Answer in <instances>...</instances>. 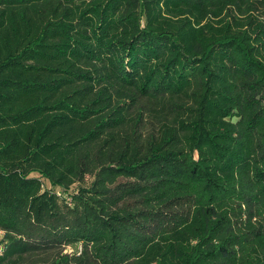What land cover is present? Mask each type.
Segmentation results:
<instances>
[{
  "label": "trees",
  "instance_id": "16d2710c",
  "mask_svg": "<svg viewBox=\"0 0 264 264\" xmlns=\"http://www.w3.org/2000/svg\"><path fill=\"white\" fill-rule=\"evenodd\" d=\"M0 231V264H264V0H0Z\"/></svg>",
  "mask_w": 264,
  "mask_h": 264
},
{
  "label": "built area",
  "instance_id": "2783aa9c",
  "mask_svg": "<svg viewBox=\"0 0 264 264\" xmlns=\"http://www.w3.org/2000/svg\"><path fill=\"white\" fill-rule=\"evenodd\" d=\"M1 235H2V232L0 231V237H1ZM68 250L72 251V250H71V249H69V248H68ZM0 251H1V248H0Z\"/></svg>",
  "mask_w": 264,
  "mask_h": 264
},
{
  "label": "rangeland",
  "instance_id": "374dc122",
  "mask_svg": "<svg viewBox=\"0 0 264 264\" xmlns=\"http://www.w3.org/2000/svg\"><path fill=\"white\" fill-rule=\"evenodd\" d=\"M78 247H79V246H78ZM67 252H71V251L67 249Z\"/></svg>",
  "mask_w": 264,
  "mask_h": 264
}]
</instances>
